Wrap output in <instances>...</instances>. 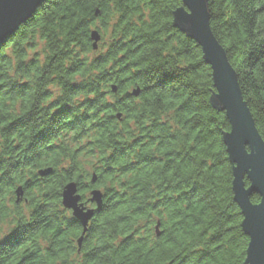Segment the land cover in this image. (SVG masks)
<instances>
[{
	"label": "trees",
	"instance_id": "trees-1",
	"mask_svg": "<svg viewBox=\"0 0 264 264\" xmlns=\"http://www.w3.org/2000/svg\"><path fill=\"white\" fill-rule=\"evenodd\" d=\"M179 6L41 0L0 43V264H244L229 124L200 47L172 26ZM208 8L264 141V0ZM68 182L83 202L102 193L80 247Z\"/></svg>",
	"mask_w": 264,
	"mask_h": 264
},
{
	"label": "water",
	"instance_id": "water-1",
	"mask_svg": "<svg viewBox=\"0 0 264 264\" xmlns=\"http://www.w3.org/2000/svg\"><path fill=\"white\" fill-rule=\"evenodd\" d=\"M40 1L0 0V43L33 14ZM180 1L181 6L172 12V26L200 47L203 61L211 70L213 91L209 102L213 108L224 112L229 124V130L224 131L221 138L231 163V189L242 217L240 226L248 239L244 264H264V141L243 100L237 74L211 30L208 0ZM90 38L92 48L96 50L100 35L93 30ZM111 90L116 92V87L112 86ZM131 94L136 96L138 90H132ZM50 171L40 170L38 174L43 176ZM253 194L259 197L257 203L251 202ZM15 195L16 201L21 200L23 192L20 186L16 188ZM89 195L87 201L95 207H88L81 201L74 182L66 183L61 192L62 207L68 209L81 225L78 247L89 220L102 203L99 189L90 190Z\"/></svg>",
	"mask_w": 264,
	"mask_h": 264
},
{
	"label": "rangeland",
	"instance_id": "rangeland-1",
	"mask_svg": "<svg viewBox=\"0 0 264 264\" xmlns=\"http://www.w3.org/2000/svg\"><path fill=\"white\" fill-rule=\"evenodd\" d=\"M99 41H100V40H99ZM99 43H100V42H98V44H99ZM89 196H90V195H89V193H88V194H87V200H88ZM22 198H23V197H22ZM22 198H21V199H22ZM19 201H20V200H19ZM81 201H82V200H81ZM85 203L87 204L88 207H91V206H90V203H89L88 201H85Z\"/></svg>",
	"mask_w": 264,
	"mask_h": 264
}]
</instances>
